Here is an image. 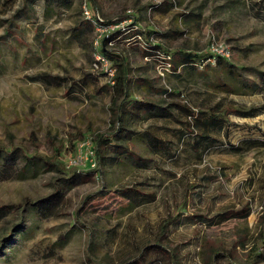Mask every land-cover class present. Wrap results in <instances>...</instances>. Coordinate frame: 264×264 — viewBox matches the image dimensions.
Wrapping results in <instances>:
<instances>
[{
	"label": "rangeland",
	"instance_id": "obj_1",
	"mask_svg": "<svg viewBox=\"0 0 264 264\" xmlns=\"http://www.w3.org/2000/svg\"><path fill=\"white\" fill-rule=\"evenodd\" d=\"M95 1L104 24L83 44L75 28L85 26L87 0H0V146L33 158L0 161V264H264V114L230 115L224 133L200 128L196 135L175 107L171 119L122 126L149 130L165 150L153 153L134 136L127 142L133 156L114 165H97L79 147L89 141L93 149L117 131L113 110L123 96L114 98L108 79L120 64L130 75L138 60L109 43L127 61L94 64L101 41L133 23L176 30L168 43L195 54L228 52L220 65L181 70L174 82L152 70L159 88L180 93L175 104L203 118L261 104L243 84L264 71V0ZM159 3L165 14L156 16L150 6ZM102 71L108 75H96ZM41 75L67 81L48 84ZM246 142L256 145L235 150ZM125 189L131 198L118 193ZM243 208V219L185 220ZM173 217L179 221L168 225L160 251L159 224Z\"/></svg>",
	"mask_w": 264,
	"mask_h": 264
},
{
	"label": "trees",
	"instance_id": "obj_2",
	"mask_svg": "<svg viewBox=\"0 0 264 264\" xmlns=\"http://www.w3.org/2000/svg\"><path fill=\"white\" fill-rule=\"evenodd\" d=\"M89 5V11L92 15L93 21L97 23L99 26H103V22L100 18L96 20V13H98V8L95 6V0H87ZM164 4H154L150 6V10L154 12L160 11L159 9L163 7ZM171 6V4H169ZM83 12V11H82ZM135 18L134 16H132ZM84 23L75 28V31L78 33L77 38L79 39L80 43H85L86 39L90 37V35L95 31L97 26L93 25V22L86 19ZM150 32H145L141 30L136 24H129L125 29L115 30L114 32H110L105 39L101 42L99 50L97 53L107 60H111V62H115L116 60H120V62H125L123 56H118L115 54L110 53L107 50V44L109 43H118L122 45L131 46L134 44H141L140 40L143 39V44H141V56L142 59L149 63L151 70H156L157 65L163 63L166 57L169 58V72L166 74V78L173 75L176 79L183 78L181 76V70L190 72L191 70H196L198 66H208L210 65L209 62H206L208 59L214 60V66H218L222 63V61L227 60V58L207 53V54H199L192 55V54H183L178 57L172 56V54L164 49H162L158 45H153L146 42L144 40V36H149ZM140 37V38H139ZM175 60H177L175 62ZM120 73L114 78V85H109L107 83V88L110 89V92L113 94L114 98L117 95L123 96V102L120 103L119 106L113 110V115L115 116L113 121L117 123V131L115 130L114 133L110 134L109 138L103 139V136L98 138V142L95 145V148L92 149L94 155L96 156V163L97 165H114L121 161L123 158H127L129 156H133V154L129 151L127 147V142L133 139L134 136L138 137L140 140L145 141L146 146L151 152H159L166 149V141L156 137L153 133L149 130H144L142 132H135L130 130L129 128H122V126H130L136 122H151L155 120H168L173 117V108H177V110L184 115L186 118H191L192 122L188 125L193 128L195 134L197 135V130L200 128L205 131H219L225 132L226 131V123L227 117L230 115H234L240 118H255L260 114H264V101L259 105L250 106L248 108H235L233 106H228L227 108H222L223 111L221 112L219 109L215 111L214 114H207L206 117H202V115L198 112H194L193 109L184 105V104H175L171 100L173 97H177L180 95L178 92H173V90L167 88H159V94L161 98H166L169 100L165 105H155L152 103H144L142 101H134L129 99V84L130 81L128 79L127 68H124L123 64H120ZM199 69V68H198ZM256 80L249 83L243 84L245 90L249 91L252 94L261 95L264 98V71L254 70ZM98 76L104 74L101 72L96 74ZM39 81L46 82L48 84L55 83L59 86H62L66 83V79L60 76L49 77L47 75L38 76ZM35 79V80H36ZM73 92V88L68 89V94ZM170 98V99H169ZM131 102V103H130ZM202 139H208L206 135L200 136ZM112 140V141H110ZM243 145L244 147L237 146L235 150L237 152L244 151L249 149L250 147H254L252 145H256V142H246ZM71 149V148H70ZM20 148L14 147H5L0 146V161L7 165L11 160H19L21 157L25 159V161H33V158H27L25 154H21L18 152ZM103 152H107L106 154L102 155ZM45 164L49 163L47 161L44 162ZM38 165V163H36ZM129 189L121 190L120 195L124 198H131L130 197ZM248 210L247 208H243L241 210H226L220 212L210 218L203 217L198 214H191L185 216V220H190L195 222L196 220L207 222L211 224H216L218 222H222L225 220H230L233 218L243 219L247 217ZM260 225L264 229V212L260 217ZM179 221V218H170L168 220H164L159 224V234L157 237V244H155L156 248L159 250H163L162 242L165 239V235L167 233L168 225L176 224ZM4 253V251H1Z\"/></svg>",
	"mask_w": 264,
	"mask_h": 264
},
{
	"label": "crops",
	"instance_id": "obj_3",
	"mask_svg": "<svg viewBox=\"0 0 264 264\" xmlns=\"http://www.w3.org/2000/svg\"><path fill=\"white\" fill-rule=\"evenodd\" d=\"M163 14H165L162 11H158ZM156 12V16H160V14ZM162 14V15H163ZM167 14V13H166ZM137 26V25H136ZM141 29V28H140ZM145 32H150L149 36H144V40L153 45H158L162 49L170 52L172 56L178 57L180 55H183L185 53L192 54V55H198L195 54L196 52H192L191 50L182 49V48H176L170 45L168 42L176 39L178 37V33L176 30H168L167 32H160L157 31L155 28L150 26V28H146L143 30ZM124 47L125 53H128L133 58L138 60V63H135L136 67L131 68L133 69L128 76V79L130 81L129 84V99L134 101H142L144 103H152L155 105H161L159 101H156L157 99L160 100L161 96L159 94V86L157 81L153 78L149 77L151 74V67L149 64H144L141 56V44H134L131 46L122 45ZM124 57V61H127ZM177 60H175L176 62ZM136 62V61H134ZM172 82L176 79L174 76H169L168 78ZM131 103V102H130Z\"/></svg>",
	"mask_w": 264,
	"mask_h": 264
},
{
	"label": "built area",
	"instance_id": "obj_4",
	"mask_svg": "<svg viewBox=\"0 0 264 264\" xmlns=\"http://www.w3.org/2000/svg\"><path fill=\"white\" fill-rule=\"evenodd\" d=\"M83 14H84V16H85L86 19L92 21L95 26L99 27V25H97V23L95 21H93V19L91 18V13H90V11L86 7L83 8ZM214 51L217 52V49H214ZM212 54H216V55H219V56H222V57L228 56V52H226V53H224V52H217V53H212ZM96 59H97V61L94 64V68L95 69L97 67L96 64L99 63V64L105 65L107 63V59L105 57L99 55V54L96 57ZM162 61H163V63L157 65L156 71H157L158 75L161 78H164L166 76V74L169 72V68H170L169 58L166 57ZM206 62H210V63L214 64V60L213 59H208ZM102 73L104 74V77H106L108 75V72L107 71L106 72L102 71ZM113 80L114 79H111V78L108 79V84L111 85V86L114 85V81ZM87 143H90V147H89V145ZM84 146H86L85 149L87 150L86 155L88 157H90V158L93 159L95 155H94V152L92 151V148H91V142H89V141L88 142H83V143H81L79 145V147H81V148H83Z\"/></svg>",
	"mask_w": 264,
	"mask_h": 264
}]
</instances>
